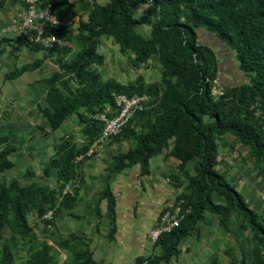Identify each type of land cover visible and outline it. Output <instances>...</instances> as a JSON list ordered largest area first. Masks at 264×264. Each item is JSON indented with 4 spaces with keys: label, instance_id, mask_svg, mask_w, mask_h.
Masks as SVG:
<instances>
[{
    "label": "trees",
    "instance_id": "obj_1",
    "mask_svg": "<svg viewBox=\"0 0 264 264\" xmlns=\"http://www.w3.org/2000/svg\"><path fill=\"white\" fill-rule=\"evenodd\" d=\"M45 5H51L61 18L57 10L68 5V1L45 0ZM143 9L146 13L139 20L136 13ZM152 20L153 30L145 39L136 27ZM67 30L61 31V38L71 45L76 42L79 50L71 61L60 59L59 70L44 81L49 87L47 107H41L40 113L51 132L62 128L76 114L86 141L78 147L69 135L55 144L54 155L43 172L44 177H49L52 170L57 171L55 189L38 183L23 186L18 180L7 184L5 174L13 163L9 160L10 150L0 151V264H18L16 236L26 239L33 234L30 213L42 217L53 211L55 219L43 221L46 228H53L60 216L79 218L73 210L83 183L84 160L98 143L103 129L95 116L114 108V97L119 94H146L151 102L149 109L128 122L120 136L111 139V143L127 139L135 145L126 152L119 151L114 165L107 169L108 177L134 165L146 176L150 160L170 146L171 155L181 161V171L189 162L197 163L196 175L188 177L189 184L177 198L191 208L190 214L179 228L163 234L155 243L163 249V255L140 264L170 262L179 253L181 240L196 229L207 211L220 218L225 231L229 230L232 215H238L242 230L253 235L255 246L250 264H264V217L252 210L243 195L216 170L220 163L219 141L231 135L248 149L252 170L264 176V0H109L106 4L93 0L86 20L79 22L77 34ZM200 30L216 36L233 51L237 68L245 77V82L238 86L225 85V94L218 99L212 95V82L219 72L216 53L200 44ZM103 35L119 47L122 55L133 54L136 65L147 64L154 58L164 69L163 83L124 85L103 81L94 69L104 63L98 53ZM4 43L35 52L48 51L51 55L71 49L56 46L48 50L25 37L0 40V46ZM42 64L43 60H36L16 68L5 79H16ZM259 110L261 116L257 114ZM80 156L84 158L77 162ZM174 179L178 181V176ZM67 186L71 193L65 192ZM214 195L223 198L224 203H215ZM102 197L114 227L115 198L109 187ZM5 228L11 233L9 240H5ZM60 247L69 251V264H96L84 238L70 235ZM51 250L49 246L33 245L29 258L21 264H55Z\"/></svg>",
    "mask_w": 264,
    "mask_h": 264
},
{
    "label": "crops",
    "instance_id": "obj_2",
    "mask_svg": "<svg viewBox=\"0 0 264 264\" xmlns=\"http://www.w3.org/2000/svg\"><path fill=\"white\" fill-rule=\"evenodd\" d=\"M19 9L20 5L12 0H5L0 6V34L8 27L9 17ZM49 55L48 51L35 52L14 43L0 46V140L6 141L0 143V149L10 150L9 160L13 163L5 174L7 184L18 180L23 186L38 183L50 189L57 188L56 170H52L49 177L43 176L54 155L55 144L69 135L78 147L86 141L82 129L76 133L73 128L68 130L63 125L51 132L40 113L41 107H47L49 87L44 81L48 78L45 70ZM36 60L44 61L39 69L13 80L5 79L16 68ZM229 69V77L222 70L220 77L225 85L231 86L228 82L234 80L232 76L243 74L235 66ZM122 145L125 143L108 141L91 148L84 160L83 183L73 210L79 218L60 216L56 219V230L61 236L76 235L88 241L96 264H140L161 257L163 249L152 242L150 232L163 212L183 193L189 184L188 177L196 175V161L189 162L181 171V161L171 155L170 146L150 160L148 175L143 176L140 167L134 165L108 177L107 169L114 165L115 156L119 151H128L135 143L129 141L127 148ZM240 161L237 153L228 155L225 160L219 155L216 170L223 175L230 169L235 170V164ZM246 173L250 177L244 175L247 177L244 181L238 179L241 191L235 188L248 206L264 217V187L255 172L247 170ZM175 175L178 181H175ZM108 187L115 198L114 227L107 213L108 204L102 197ZM213 201L224 203V199L216 195ZM241 225L240 217L233 214L229 230L225 231L220 218L207 211L196 229L181 240L179 253L170 262L161 264H242L243 261L250 264L255 245L249 230H242Z\"/></svg>",
    "mask_w": 264,
    "mask_h": 264
},
{
    "label": "rangeland",
    "instance_id": "obj_3",
    "mask_svg": "<svg viewBox=\"0 0 264 264\" xmlns=\"http://www.w3.org/2000/svg\"><path fill=\"white\" fill-rule=\"evenodd\" d=\"M67 1L68 5L63 8H59L57 12L61 16V18L71 23V26L68 28L67 32L69 34L76 35L78 32L79 22L81 19L86 20L87 11L91 8L93 0ZM108 1L109 0H98V2L101 4H106ZM145 13L146 10L144 9L142 11H138L136 13V18L140 20L142 15H144ZM153 24V20L147 23H140L136 27V30L145 39H148L153 30ZM199 36H201L200 44L212 47L214 49L220 76L222 75V70L225 76L229 77V68L231 66L237 67L233 51L225 44H214V41H216V43L219 42L216 36L211 35L204 30L199 31ZM210 38L211 40H206ZM78 50L79 48L77 43L73 42L72 47L69 51L55 53L53 55L50 54L49 58L46 60L47 63L45 62V72L48 78L51 77L53 73L59 70L58 62L60 61V59L71 61L76 57ZM98 53L103 57L104 63L101 67L94 66V69L98 73H100L103 81H116L124 85L139 83L152 85L163 83L164 69L154 58L151 59L147 64L136 65L135 56L131 53L122 55L119 51V47L106 35L101 36L99 39ZM233 78L234 80L231 83L228 82L229 84H232L231 87L238 86L241 83L245 82L244 75H233L231 79ZM220 80L222 86L224 87L225 83H223L221 77ZM257 114L258 116H261V111L259 110ZM64 127L68 130L73 128L76 133L82 129V125L80 124L79 118L76 114L70 120L65 122ZM122 142L125 143V145H122L123 148H127L129 145V140L127 139H121L116 141L115 143L117 144ZM219 144V154L221 156V159L225 160L228 155H231L232 153H237L241 159L240 163L235 164V170L230 169V171L226 173L223 172V175L227 179L228 183L241 191V184H239L238 182L239 177L240 181H244L247 178L246 176L248 175L246 173L247 170H249V173L253 172L254 174L255 172L251 167L252 164L248 155V149L242 146L231 135L223 137V139L219 141ZM258 178L260 179L261 187L263 188L264 176H259ZM28 220L31 227L34 229L33 234L26 239L16 236L17 250L15 251V257L17 259V263L21 264L29 258V249L33 247V245L39 248L44 245L52 248L50 254L54 256L56 260L55 264H69L71 262L69 251L60 247V244H64V242L68 240L69 236H61V234H59L56 230V225L53 228H46L45 224L38 219L36 213H30L28 216ZM4 234L5 240H9L11 238V233L7 228H5ZM251 236L253 237L252 234Z\"/></svg>",
    "mask_w": 264,
    "mask_h": 264
},
{
    "label": "built area",
    "instance_id": "obj_4",
    "mask_svg": "<svg viewBox=\"0 0 264 264\" xmlns=\"http://www.w3.org/2000/svg\"><path fill=\"white\" fill-rule=\"evenodd\" d=\"M5 0H0L2 6ZM20 5V9L9 17L8 27L0 34L2 39H16L25 37L30 43L41 45L45 49L71 48L72 45L61 38V31L71 26L70 22L60 18L51 5H45V0H12ZM212 95L215 99L225 94V89L220 80V73L212 82ZM150 96L119 94L114 97V108H107L104 112L95 116V119L103 124L98 144L120 136L128 122L139 113L149 109ZM2 149H0L1 151ZM83 156L77 158L81 161ZM65 192H72L70 186ZM184 200H176L161 215L157 226L150 232V239L157 243L163 234L170 233L179 228L185 216L190 214L191 208L185 207ZM38 217V216H37ZM38 219L43 222H51L55 219L53 211L46 212Z\"/></svg>",
    "mask_w": 264,
    "mask_h": 264
}]
</instances>
